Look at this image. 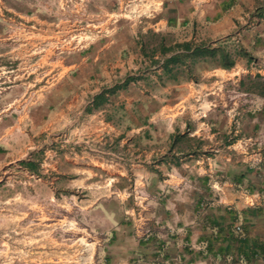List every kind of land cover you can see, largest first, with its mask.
Returning a JSON list of instances; mask_svg holds the SVG:
<instances>
[{
	"label": "crops",
	"instance_id": "0c3cea01",
	"mask_svg": "<svg viewBox=\"0 0 264 264\" xmlns=\"http://www.w3.org/2000/svg\"><path fill=\"white\" fill-rule=\"evenodd\" d=\"M25 1L27 9H19L24 12L21 15L34 11L36 7L35 0ZM91 1L94 16L98 18L93 29L97 32L96 37L88 48L69 52L57 69L53 62L47 61L50 68L44 76L51 80L49 86H44L42 92L33 89L22 94L27 100L37 97L38 102L23 100L16 107L23 114L14 122L0 127V169L29 159L38 146V132H56L52 135H62L66 144L82 142L85 134L94 135L98 140L107 136L106 141L120 137V141L125 142L131 140L133 131L144 135L150 125L167 121L171 127L181 130V135H188L189 148L185 151L177 147L182 138L179 141L164 139L165 150L158 149L144 156L145 161L148 158L145 164L156 162V173L161 174L155 187L152 186L154 183L148 182L151 177L147 172L143 170L137 175L141 195L139 211L143 213L139 222L141 226L153 229L138 241L137 249L124 253L132 264H264V106L259 105H264L261 103L264 102L263 97L249 93L250 105L238 107L239 101L244 99L242 95L232 96L228 94L230 91L219 89L220 83H226V78L235 77L231 75L233 73L222 77L220 74L228 71L224 69L204 74L200 82L178 80L164 88V76L161 80L159 78L161 69L149 67L143 70L142 65L146 62L139 49V35L146 34L148 30L166 39L172 38L174 42L216 41L234 35L233 38L239 37L244 49L263 58L264 0H205L199 4L191 0ZM0 4L5 5L1 0ZM138 13L144 14L140 20L136 18ZM249 34L251 40L247 38ZM20 65L34 66L30 59L21 61ZM5 76L20 74L14 70ZM128 77L133 80L112 95H106L104 105L98 109L91 108L96 95L104 89L121 85ZM206 77L210 80L202 81ZM149 81L156 84L149 86ZM142 82L145 85L141 87L140 97L154 99L157 106L145 112L142 120L133 126L129 115L139 101L133 95V88ZM14 88L16 85L11 87L12 94L18 95ZM213 94L218 99H225L227 104L223 105L224 108L215 106L217 97ZM201 99L202 103L197 107L192 105L193 101L198 103ZM87 108L91 110L87 111ZM40 111H44V120L36 117ZM216 113H221L217 122ZM183 114H191L194 122L191 126L195 125V128L187 127L186 121H182L183 117L186 118ZM234 114L246 117L242 116L239 122ZM201 115L210 120L214 117V122H199ZM246 118L252 123H246ZM1 121L8 122L9 119L3 115ZM249 127L254 138V146L249 151L243 150L244 138L240 135L219 139L221 131L227 135L231 128L237 134ZM109 154L111 151L107 150L106 155ZM72 155H65V160L74 165L76 175H83L86 172L82 165L84 156ZM200 155L203 160H200ZM185 161L189 162L187 166L182 164ZM201 161L205 163L202 171L205 175L196 186L188 187L195 182L190 175L191 170ZM215 161L220 163L219 170L214 169L217 167ZM92 162L94 168L105 172L114 183L113 165L95 158ZM181 167L190 170L183 171ZM117 170L118 176H125L124 166ZM213 177H220V181L214 182ZM142 179H148V183ZM76 183L78 187L81 182L77 180ZM97 187L102 192L104 186ZM111 189L117 188L112 185ZM117 192L125 195L120 200L123 214L140 216L132 207L126 206V189H118ZM154 194L158 197L152 202ZM244 198L250 202L248 207L241 202ZM150 206L151 213H146ZM126 221L131 222L127 217L120 219V226L111 232L113 238L124 240L128 237L130 231L124 227ZM169 224H177L178 229L167 242L163 233ZM237 226H243L244 233L236 232Z\"/></svg>",
	"mask_w": 264,
	"mask_h": 264
},
{
	"label": "rangeland",
	"instance_id": "374dc122",
	"mask_svg": "<svg viewBox=\"0 0 264 264\" xmlns=\"http://www.w3.org/2000/svg\"><path fill=\"white\" fill-rule=\"evenodd\" d=\"M1 2L5 5L0 4V79L2 77L0 80V117L6 115L9 121H1L0 127L14 122L18 116H21L22 110L19 109L21 110L19 112L16 107L23 100H27V97L22 96L24 92L33 89L42 92L44 86H49L51 80L48 79V81L44 76L47 68H50L47 61L53 62V67L57 69L58 64L63 63L62 60L68 57L69 52L91 46L93 38L97 35L96 31L93 32L94 24L98 22V18L94 16L91 0H35V10L27 12L26 15H21L24 12L19 9L22 7L27 9V1L1 0ZM15 10L17 11L14 12ZM144 36L143 40L148 43L150 51L151 47L158 44V39H152L146 34ZM238 38L234 37L233 40L241 45ZM247 38L251 40L252 36L249 34ZM165 41L173 40L165 38ZM252 57L250 62L247 58H237L236 66L233 69H228L225 74H220L222 77H227L228 73H233L231 75L235 76L226 78V83H220L221 88L219 89L224 92L230 91L228 94L232 96L242 95L244 99L240 100V104L237 105L242 108L250 105L251 96L249 93L252 92L241 90L239 82L247 76L251 78L259 76L260 80L264 82V57L259 58L260 56L255 55ZM28 59L33 60V67L18 66L21 61ZM143 60L146 62L145 65H142L143 70L149 67L152 70L158 68L150 64L149 58L143 57ZM14 70L20 76L9 78L5 76ZM213 70L215 69H210L205 63L196 65L194 70L197 75L196 82H200L204 74L214 72ZM24 73H26L25 76ZM28 74L29 80L27 79ZM184 76V73L180 74L178 80H185ZM208 79L210 80L206 77L202 81ZM163 82L164 88L167 87L166 85L174 83L166 76H164ZM144 83L133 88V95L139 99L135 110L129 115L133 126L142 120L145 112L157 105L154 99L140 97V93L143 91L141 87L145 85ZM154 84L150 82L149 86ZM15 85L17 88L14 90L18 92V95L12 94L11 87ZM158 88L161 90V87ZM212 96L217 97L215 101L217 108L222 109L227 104L225 99H218L216 94ZM34 99L27 101L34 103L38 100L37 97ZM202 99L198 103L193 101L192 105L197 107L202 103ZM259 105L264 106L263 104ZM43 112L37 113L38 120H44ZM183 115H186L182 121H186L187 127L195 128V125L191 126L194 123L191 114ZM217 115L216 122L219 121L221 113H216ZM242 116L246 117L244 114L239 116L234 114V118H237L239 122L242 120L240 119ZM212 119L214 117L210 120L209 117L205 118L204 115H201L199 122L204 120L208 124L214 122ZM231 119L233 120L232 116ZM245 122L252 123L247 118ZM174 129L167 121H161V123L150 125L144 135L133 131L130 141L122 142L120 137L106 141L108 140L107 136L105 139L98 140L94 135L85 134L82 142L79 141L77 144H66L63 141L64 138H61L62 135L58 137L52 135L56 132H49L50 134L38 132V146L35 153L31 154L29 158L40 162L38 175L23 170L19 163L0 169V264H132L129 256L124 252L137 249L138 241L153 229L152 227H149L150 229L143 227L139 222L143 213L139 211L141 209L139 196L141 195L137 175L144 170L151 178L149 181L148 179H142V181L152 182L154 183L152 186L155 187L157 178L161 177V174L156 173L155 169H158L154 168L156 162L151 165L147 163L149 166L145 164L148 158L145 161L144 156L151 155L158 149L165 150L167 146H164V142H162L164 139H172L173 136H176L179 141L182 138L183 140L177 147L185 151L189 148L187 146L188 135H181V130ZM250 129L249 127L236 134L229 128L227 135L221 131L218 136H221L219 139H223V136H231L232 139L235 138L234 135H240L244 138L243 150L249 151L254 146L252 142L254 138ZM64 145L69 147L66 148ZM107 150H110L111 154L106 155ZM71 153L73 157L74 153L84 156L82 165L86 172L83 175L77 174L81 175L80 178L73 172L74 165L69 164V160H65V155ZM93 158L106 161L115 167L114 183L109 177L107 178L105 172L93 167ZM200 158L203 160V156ZM182 164L187 166L189 162L185 161ZM215 165L217 167L214 169L219 170L220 163L215 161ZM123 166L126 170L125 176L120 177L117 169H121ZM203 167H205V163L201 161L195 169L192 168L190 175H193L195 182L188 184L190 185L188 187L196 186L199 179L205 175L202 172ZM180 169L187 172L190 170L182 167ZM77 180L81 182L78 187L75 186ZM213 181L219 182L220 177H213ZM214 182L213 185L216 184ZM101 185L104 188L102 192H99L97 186ZM112 185L117 189H111ZM105 187H107L106 190ZM118 189H126V206L132 207L136 214L140 213V216L133 217L123 214L120 200L125 195H120L117 192ZM111 190L114 193H111ZM157 197V194H154L151 198L152 202L156 201ZM241 202L245 207L250 204L245 198ZM151 209L150 206L145 212L151 213ZM122 217L130 218L131 222L126 221L124 225L130 234L124 240H117L111 236V232L120 226L119 221ZM176 225L165 226L163 233L165 241L168 242L171 234L176 233L178 229ZM241 227L243 228V226ZM243 231L236 230L239 233H244Z\"/></svg>",
	"mask_w": 264,
	"mask_h": 264
},
{
	"label": "trees",
	"instance_id": "16d2710c",
	"mask_svg": "<svg viewBox=\"0 0 264 264\" xmlns=\"http://www.w3.org/2000/svg\"><path fill=\"white\" fill-rule=\"evenodd\" d=\"M146 35L152 39H158V44L151 47L149 51L148 43L143 40L145 36L139 35L140 52L144 58H149L152 66H157L161 69L160 80L162 76H166L168 79L178 81V76L184 73L185 79L196 82L197 75L194 70L199 63L207 64L210 69L228 70L235 66L236 59L239 57L247 58L248 62L253 58L250 52L233 40V35L221 40H202L198 42L194 40L166 42L164 37L151 30H148ZM131 80L133 78L128 77L121 85L102 90L101 93L93 98L91 108L98 109L104 105L107 102L106 95H112L116 90L126 86ZM239 87L244 92H252L264 97V82L260 80L259 76H255V78L245 77L239 82ZM90 110V108H87V111ZM173 139L177 141L178 137L173 136ZM19 164L23 170L33 175H38L39 161L29 159L21 161Z\"/></svg>",
	"mask_w": 264,
	"mask_h": 264
},
{
	"label": "built area",
	"instance_id": "2783aa9c",
	"mask_svg": "<svg viewBox=\"0 0 264 264\" xmlns=\"http://www.w3.org/2000/svg\"><path fill=\"white\" fill-rule=\"evenodd\" d=\"M191 1L196 2V3L199 4V3H203L205 0H191ZM134 14L136 15L135 12H134ZM135 15H134V16H135ZM143 15H144V14H143ZM143 15L140 14V13H138L136 18H137V19H140V18H142ZM252 204H253V202H252ZM252 204H251V205H252ZM236 230L239 231V232H242V231H243V228H242L241 226H237V227H236Z\"/></svg>",
	"mask_w": 264,
	"mask_h": 264
}]
</instances>
